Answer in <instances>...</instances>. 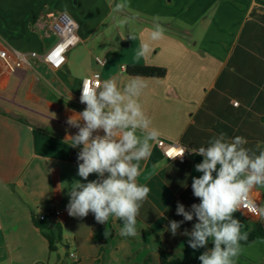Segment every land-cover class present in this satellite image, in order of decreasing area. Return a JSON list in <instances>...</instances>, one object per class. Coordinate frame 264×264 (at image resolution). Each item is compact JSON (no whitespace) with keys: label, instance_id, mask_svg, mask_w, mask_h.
<instances>
[{"label":"crops","instance_id":"obj_1","mask_svg":"<svg viewBox=\"0 0 264 264\" xmlns=\"http://www.w3.org/2000/svg\"><path fill=\"white\" fill-rule=\"evenodd\" d=\"M117 3L128 6L114 11ZM59 12L77 23L80 43L53 70L30 54L41 56L58 41L50 23ZM156 23L165 29L164 38L152 41ZM142 43L153 49L146 57L137 56ZM1 50L12 61L19 54L27 58L14 72L0 58V264H66L60 254L52 258L33 222L51 210L64 211L45 223L61 225L72 264H96L103 247L101 264H146L147 257L157 264V238L172 258L187 260L185 248L197 255L206 250H193L181 234L191 231L195 217L175 236L166 230L169 221L184 220L176 214L178 202L186 210L200 203L191 184L202 175L194 166L203 157L170 161L157 144L136 178L151 191L139 210L135 237H121L115 217L100 224L91 212L69 216L67 191L74 181H86L77 175L79 148L66 140L78 129L67 120L86 107L78 100L85 78L99 73L101 81L115 78L123 89L133 78L127 66L160 67L166 75L142 77L146 87L139 97L160 139L198 148L225 133L246 138L245 147L254 151L258 142L264 148V0H0ZM97 56L107 57L105 65L97 64ZM250 196L264 206V187ZM234 216L242 232L264 227L262 216L249 219L240 210ZM109 223L116 236L105 245L100 235ZM241 247L235 264H264V238Z\"/></svg>","mask_w":264,"mask_h":264},{"label":"clouds","instance_id":"obj_2","mask_svg":"<svg viewBox=\"0 0 264 264\" xmlns=\"http://www.w3.org/2000/svg\"><path fill=\"white\" fill-rule=\"evenodd\" d=\"M127 6L117 3L113 10L123 11ZM164 32L163 26L156 23L150 39H163ZM129 38L134 40L135 36L130 34ZM152 51L149 43H142L137 56L146 57ZM145 87L142 77H133L123 89L115 78L86 80L80 96V103L86 107L78 113L73 110L67 120L78 129L75 135H67L66 140L71 141L72 148H79L77 175L86 181H74L67 191L68 215L84 218L91 212L100 224L115 217L122 222L121 237L138 234L137 216L151 189L138 184L136 178L141 161L150 158L154 144L160 139L159 130L152 127L150 117L139 103ZM247 143L242 136L228 138L220 133L206 147H184L177 154L182 158L187 151L203 157L194 166L202 175L193 177L191 184L200 203L186 210L178 202L176 214L184 220L169 221L166 230L175 236L184 221L195 217L197 222L191 231L185 229L181 234L189 237L188 245L193 250L206 249L198 257L201 264H235L242 251L241 242L248 240V233L241 231V222L234 216L241 206L264 217V206L249 199L254 188L264 187V148L258 142L254 151L245 147ZM91 174L96 179L89 180ZM110 235L106 228L105 238ZM210 241L212 247L208 248Z\"/></svg>","mask_w":264,"mask_h":264},{"label":"built area","instance_id":"obj_3","mask_svg":"<svg viewBox=\"0 0 264 264\" xmlns=\"http://www.w3.org/2000/svg\"><path fill=\"white\" fill-rule=\"evenodd\" d=\"M50 28L52 35H55L58 38V41L54 45H52L49 49H47L46 52L43 53V55L40 56L36 52H33L30 54V56L35 58L40 57L42 61L46 63L51 69L59 70L65 65L67 61L68 52L71 49L77 47L78 44L80 43V39L77 34L78 26L70 14L66 12H59L52 16ZM0 58L3 61H5L10 71L14 72L16 69L21 68L24 65L27 57L24 54H19V56L14 61H12L11 54L6 50H1ZM95 60L98 65L103 66L107 61V57L97 56L95 57ZM86 80L101 81V76L99 73H95L92 76L87 77L82 81L78 93L79 101L82 92V84ZM234 105H237V103H234ZM156 144L157 147L162 151L164 157L170 161L177 160L181 163H184L190 157L193 156L192 154H189L186 151L185 155L182 158L177 157V154L179 153L180 149L184 148V146L178 143L168 142L164 139H159V142H157ZM185 148L190 149L187 147ZM249 199L256 204V202L251 198L250 194H249ZM239 210L243 213V215H245L249 219H256L260 217V215L250 212L248 208H245L243 206H241ZM63 213L64 211L62 210H51L49 213L37 216L36 218L39 221H46L48 218L59 217ZM70 257L74 258L75 255L71 253Z\"/></svg>","mask_w":264,"mask_h":264},{"label":"trees","instance_id":"obj_4","mask_svg":"<svg viewBox=\"0 0 264 264\" xmlns=\"http://www.w3.org/2000/svg\"><path fill=\"white\" fill-rule=\"evenodd\" d=\"M126 74L130 77H149V78H163L166 75V70L160 67L152 66H127ZM34 225L40 230L42 235L46 238L49 245V251L51 254L58 251V245L63 240V230L61 225L56 224L54 226L47 225L45 221H39L37 218H33ZM118 224L122 227V222L118 219ZM111 235L106 239L104 232L100 235L101 240L105 245L116 236V232L113 229L112 225L109 223L106 227ZM248 240L246 242H241V245H250L257 240L264 238V227L260 226L254 228L248 232ZM158 250H157V264H201V261L198 259L199 255L192 253L189 249L185 248L182 250V253L187 258V260H182L180 258H172V256L166 252L163 248L162 242L157 238ZM212 243L210 244V248ZM106 248L101 249V257L103 258ZM102 258L96 263L101 264ZM152 260L151 257L146 258V263H149Z\"/></svg>","mask_w":264,"mask_h":264},{"label":"rangeland","instance_id":"obj_5","mask_svg":"<svg viewBox=\"0 0 264 264\" xmlns=\"http://www.w3.org/2000/svg\"><path fill=\"white\" fill-rule=\"evenodd\" d=\"M65 246H67V241H62L59 245H58V253H54L52 258L56 259L57 255L60 254L61 258L65 259V263L66 264H72V261L66 257V248ZM138 262H133L132 264H137ZM146 264H154L153 261H150L149 263Z\"/></svg>","mask_w":264,"mask_h":264}]
</instances>
